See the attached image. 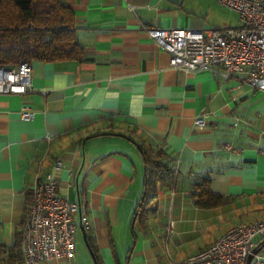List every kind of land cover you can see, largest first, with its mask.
<instances>
[{"label": "crops", "instance_id": "crops-1", "mask_svg": "<svg viewBox=\"0 0 264 264\" xmlns=\"http://www.w3.org/2000/svg\"><path fill=\"white\" fill-rule=\"evenodd\" d=\"M215 1L63 0L82 59L33 60L32 91L0 94V264L13 254L25 264L31 187L57 160L58 193L87 202V235L101 264H182L227 228L264 220V91L242 74L172 67L143 29L224 28L212 21ZM24 105L31 120L20 116ZM140 145L160 151L169 168L146 192ZM202 177L222 196L219 206L194 203ZM79 233L72 262L34 264H90Z\"/></svg>", "mask_w": 264, "mask_h": 264}, {"label": "built area", "instance_id": "built-area-1", "mask_svg": "<svg viewBox=\"0 0 264 264\" xmlns=\"http://www.w3.org/2000/svg\"><path fill=\"white\" fill-rule=\"evenodd\" d=\"M234 11L239 24L234 27L160 28L143 26L145 33L168 52L172 67L186 72L209 69L224 79L243 75L252 88L264 91V0H216ZM31 62L12 67L0 66V94L32 91ZM20 116L31 120V107H21ZM204 125L203 117L194 120ZM50 139V136H47ZM229 148L228 145H226ZM230 149V148H229ZM60 160L41 177L36 173L31 187V202L21 232V253L25 264L47 259L72 262L76 234L80 225L88 229L87 202L70 201L58 193ZM174 223L167 226L168 233ZM264 220L238 223L223 231L202 250L186 256L182 264H245L253 249L251 264H264Z\"/></svg>", "mask_w": 264, "mask_h": 264}, {"label": "trees", "instance_id": "trees-1", "mask_svg": "<svg viewBox=\"0 0 264 264\" xmlns=\"http://www.w3.org/2000/svg\"><path fill=\"white\" fill-rule=\"evenodd\" d=\"M84 49L75 30V17L63 0H0V66L12 67L33 60H80ZM145 160V192L151 179L169 173L162 154H148L139 146ZM192 198L200 208L219 206L223 198L210 189L208 177L193 184ZM31 194V193H30ZM144 197L141 198V200ZM85 240L95 264H101L95 245L85 229ZM264 245V240L258 248ZM17 255H9L5 264H17Z\"/></svg>", "mask_w": 264, "mask_h": 264}, {"label": "rangeland", "instance_id": "rangeland-1", "mask_svg": "<svg viewBox=\"0 0 264 264\" xmlns=\"http://www.w3.org/2000/svg\"><path fill=\"white\" fill-rule=\"evenodd\" d=\"M215 6L216 8L215 7L213 8L215 9L214 12L212 11L211 13L212 21H215V23L220 27L233 26L237 24L238 16L234 11L230 10L229 8L218 2H216ZM78 241H79V253L85 254L86 258L88 257L90 264H95L91 251L88 248L87 242L81 233H79L78 235Z\"/></svg>", "mask_w": 264, "mask_h": 264}, {"label": "water", "instance_id": "water-1", "mask_svg": "<svg viewBox=\"0 0 264 264\" xmlns=\"http://www.w3.org/2000/svg\"><path fill=\"white\" fill-rule=\"evenodd\" d=\"M79 229L81 230L84 238H85V229L82 225H80ZM257 252V249H253L251 253L248 254L245 264H251L253 254Z\"/></svg>", "mask_w": 264, "mask_h": 264}]
</instances>
